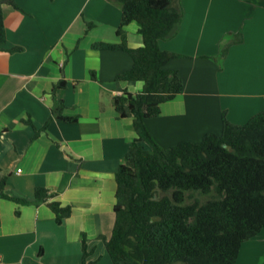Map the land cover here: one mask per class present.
Returning <instances> with one entry per match:
<instances>
[{"label": "crops", "instance_id": "crops-1", "mask_svg": "<svg viewBox=\"0 0 264 264\" xmlns=\"http://www.w3.org/2000/svg\"><path fill=\"white\" fill-rule=\"evenodd\" d=\"M0 1L7 29L0 48V180L7 174L5 193L31 201L0 196V264H82L83 233L88 250H99L112 264L101 236L112 235L116 171L137 137L133 118L119 117L114 98L125 90L139 92L143 83L116 79L133 66L127 52L92 45L120 41L122 6L118 0H14L16 8ZM180 2L181 27L160 46L179 54L168 67L179 70L184 90L147 120L166 147L220 132L224 110L231 122L244 124L264 109V0ZM124 29L130 47L143 46L136 21ZM62 79L67 86L53 91ZM56 99L78 121L54 119L33 139L25 120L42 129ZM36 186L71 205V216L58 224L48 202H33ZM263 231L257 237L264 238ZM251 240L239 258L260 264L253 256L264 253V246ZM91 251L90 259L102 264Z\"/></svg>", "mask_w": 264, "mask_h": 264}, {"label": "trees", "instance_id": "trees-1", "mask_svg": "<svg viewBox=\"0 0 264 264\" xmlns=\"http://www.w3.org/2000/svg\"><path fill=\"white\" fill-rule=\"evenodd\" d=\"M118 1L122 6L117 29L120 41L95 42L92 47L127 52L133 66L116 79L142 82L143 87L136 93L125 90L114 98L119 117L133 118L137 137L116 171L112 235L108 240L101 236L112 264H239L243 243L264 229V109L244 124L231 122L224 110L220 133L207 132L200 141L161 145L147 120L157 117L161 104L184 90L179 70L168 67L179 54L160 46V41L177 35L182 5L180 0ZM10 3L19 8L14 0ZM4 18L0 1V48L7 38ZM132 21L139 24L144 43L137 48L129 46L124 29ZM232 43L216 61L226 56ZM91 74L97 78L94 70ZM66 86L62 79L53 91ZM65 108V101L56 99L42 129L25 120L34 130L33 139L54 119L78 121L79 115H65ZM7 179L6 174L0 180L1 197L31 202L7 195ZM197 194L207 197L202 200ZM34 196L36 204L49 203L58 224L71 216L72 206L63 205L50 188L36 186ZM82 242V264H96L90 259L85 233Z\"/></svg>", "mask_w": 264, "mask_h": 264}, {"label": "rangeland", "instance_id": "rangeland-1", "mask_svg": "<svg viewBox=\"0 0 264 264\" xmlns=\"http://www.w3.org/2000/svg\"><path fill=\"white\" fill-rule=\"evenodd\" d=\"M219 56H220V54H219ZM218 56V57H219ZM216 133H220V132H216ZM197 195H199V197H201L202 198V200H204L207 196H205V195H200V194H197ZM263 236H264V231H263ZM264 239L263 237H257L256 239H253V240H251L250 241V245H252V244H258V243H260L262 246H264V240H262V239ZM246 245L248 244L247 242L245 243ZM91 248V247H90ZM246 248V247H245ZM264 249V248H263ZM91 250H96V256L97 257H102V258H100V259H102V264H105L106 263V260H105V258L103 259V254L102 253H100V251L99 250H97V249H95V248H92V249H90V251ZM92 252V251H91ZM106 256V258H108V259H110L109 257H107V255H104V257ZM261 257V259H260V257ZM259 256H253V259H254V261L255 262H257V261H259L260 262V264H264V253H262V252H260V255ZM259 257V258H258ZM238 262H239V264H244V263H242V261L240 260V258L238 259Z\"/></svg>", "mask_w": 264, "mask_h": 264}, {"label": "water", "instance_id": "water-1", "mask_svg": "<svg viewBox=\"0 0 264 264\" xmlns=\"http://www.w3.org/2000/svg\"><path fill=\"white\" fill-rule=\"evenodd\" d=\"M7 1V0H6Z\"/></svg>", "mask_w": 264, "mask_h": 264}]
</instances>
